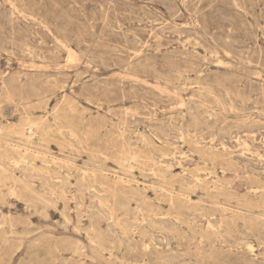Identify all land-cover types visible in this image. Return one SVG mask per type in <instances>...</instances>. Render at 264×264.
<instances>
[{
    "label": "rangeland",
    "instance_id": "1",
    "mask_svg": "<svg viewBox=\"0 0 264 264\" xmlns=\"http://www.w3.org/2000/svg\"><path fill=\"white\" fill-rule=\"evenodd\" d=\"M0 264H264V0H0Z\"/></svg>",
    "mask_w": 264,
    "mask_h": 264
},
{
    "label": "bare ground",
    "instance_id": "2",
    "mask_svg": "<svg viewBox=\"0 0 264 264\" xmlns=\"http://www.w3.org/2000/svg\"><path fill=\"white\" fill-rule=\"evenodd\" d=\"M252 43H253V42H252ZM175 74H176V73H175ZM10 109H11V108H10ZM93 111H94V110H93ZM47 114H48V113H47ZM47 114H46V115H47ZM53 115H54V114H53ZM44 117H45V116H44ZM54 117H56V116H54ZM59 118H60V117H59ZM51 119H52V118H51ZM47 121H48V119H47ZM52 121H54V119H52ZM33 122H34V121H33ZM38 122H39V121H38ZM40 122H42V121H40ZM53 123H54V122H53ZM29 124H30V123H29ZM41 124H42V123H41ZM26 125H27V124H26ZM30 125H31V124H30ZM30 125H29V126H30ZM43 125H44V124H43ZM46 125H47V124H46ZM29 126H28V127H29ZM47 126H48V125H47ZM27 129H28V128H27ZM52 129H53V128H52ZM2 130H3V129H2ZM7 130H8V129H7ZM21 130H22V129H21ZM4 131H5V130H4ZM5 132H6V131H5ZM18 132H19V131H18ZM41 132H42V131H41ZM21 133H22V132H21ZM68 133H70V132H68ZM4 134H5V133H4ZM32 134H33V133H32ZM42 134H43V133H42ZM34 135H35V133H34ZM36 135H37V134H36ZM13 136H14V135H13ZM37 136H38V135H37ZM44 136H45V135H44ZM70 136H71V135H70ZM72 136H73V135H72ZM20 137H21V136H20ZM23 138H24V137H23ZM39 138H40V137H39ZM237 138H238V137H237ZM9 139H10V138H9ZM19 139H20V138H19ZM4 141H7V140H4ZM180 141H181V140H180ZM14 142H15V141H14ZM16 142H17V140H16ZM20 142H21V141H20ZM236 142H237V141H236ZM1 144H2V143H1ZM10 144H11V143H10ZM12 144H13V143H12ZM237 145H238V143H237ZM13 148H14V147H13ZM70 148H71V147H70ZM16 149H17V148H16ZM17 151H18V150H17ZM114 152H115V151H114ZM131 152H132V151H131ZM174 152H175V151H174ZM120 153H121V152H120ZM254 153H255V152H254ZM4 154H5V153H4ZM6 154H7V153H6ZM8 154H9V153H8ZM27 154H28V153H27ZM27 154H26V155H27ZM24 155H25V154H24ZM35 155H36V154H35ZM37 155H38V154H37ZM39 155H40V154H39ZM4 156H5V155H4ZM31 156H32V155H31ZM40 156H42V155H40ZM40 156H39V157H40ZM32 157H33V156H32ZM34 157H36V156H34ZM39 157H38V158H39ZM43 157H44V156H43ZM20 160H21V159H20ZM45 160H47V158H46ZM5 161H6V160H5ZM22 161H23V159H22ZM53 161H54V160H53ZM13 162H14V161H13ZM23 162H24V161H23ZM57 162H58V161H57ZM119 162H120V161H119ZM62 163H63V162H62ZM42 164H44V163H42ZM16 165H18V163H17ZM30 165H31V164H30ZM49 165H50V164H49ZM24 166H25V165H24ZM36 166H37V165H36ZM54 166H55V164H54ZM17 167H18V166H17ZM231 167H232V166H231ZM14 168H15V167H14ZM27 168H29V167H27ZM37 168H38V166H37ZM56 168H57V167H56ZM121 168H122V167H121ZM40 169H41V168H40ZM51 170H52V169H51ZM128 170H129V169H128ZM42 171H43V170H42ZM52 171H54V170H52ZM55 171H56V170H55ZM39 172H40V171H39ZM46 172H48V171H46ZM46 172H45V173H46ZM210 172H211V171H210ZM212 172H213V171H212ZM42 173H43V172H42ZM52 173H53V172H52ZM52 173H51V174H52ZM84 173H85V172H84ZM167 173H168V172H167ZM238 173H239V172H238ZM32 174H33V173H32ZM54 174H56V173H54ZM82 174H83V173H82ZM40 175H41V173H40ZM56 175H57V174H56ZM127 175H129V174H126V176H127ZM82 176H83V175H82ZM165 176H166V175H165ZM41 177H43V176L41 175ZM45 177H46V176H45ZM105 177H106V175H105ZM93 178H94V177H93ZM114 178H115V175H114ZM15 179H17V178H15ZM31 179H32V178H31ZM47 179H48V178H47ZM67 179H69V178L67 177ZM103 179H104V178H103ZM109 179H111V178H109ZM17 180H18V179H17ZM104 180H105V179H104ZM106 180H107V178H106ZM112 180H113V179H112ZM30 181H31V180H30ZM46 181H47V180H46ZM49 181H50V180H49ZM71 181H72V180H71ZM81 181H82V178H81ZM84 181H85V180H84ZM110 181H111V180H110ZM114 181L117 182L116 184H118V182H119L120 180H119V181L114 180ZM13 182H14V181H13ZM59 182H60V181H59ZM103 182H104V181H103ZM127 182H128V181H127ZM196 182H197V180H196ZM14 183H15V182H14ZM28 184H29V183H28ZM107 184H108V183H107ZM130 184H131V183H130ZM60 185H61V184H60ZM60 185H59V186H60ZM217 185H218V184H217ZM26 186H27V185H26ZM26 186H25V188H26ZM28 186H29V185H28ZM51 186H52V185H51ZM126 186H128V185H126ZM35 187H36V186H35ZM45 187H46V186H45ZM98 187H100V186H98ZM114 187H115V186H114ZM63 188H64V186H63ZM105 188H106V187H105ZM129 188H130V187H129ZM137 188H138V187H137ZM93 189H94V188H93ZM115 189H116V188H115ZM130 189H131V188H130ZM123 190H124V189H123ZM71 191H72V190H71ZM94 191H95V190H94ZM107 191H108V190H107ZM109 191H110V189H109ZM128 191H129V190H128ZM131 191H133V190H131ZM168 191L170 192L171 190H168ZM92 192H93V191H92ZM111 192H112V191H111ZM93 193H95V192H93ZM119 193H120V191H119ZM133 193H134V192H133ZM172 193H173V192H172ZM63 194H64V193H63ZM106 194H107V193H106ZM121 194L123 195L124 193H121ZM169 194H170V193H169ZM169 194H168V195H169ZM64 195H65V194H64ZM68 195H69V194H68ZM111 195H112V194H111ZM99 196H100V195H99ZM101 196H102V195H101ZM46 197H47V196H46ZM113 197H114V196H113ZM127 197H128V196H127ZM127 197H126V198H127ZM134 197H135V196H134ZM186 197H187V196H186ZM103 198H104V197H103ZM103 198H102V199H103ZM114 198H115V197H114ZM114 198H113V199H114ZM168 198L170 199V197H168ZM172 198H173V197H172ZM172 198H171V199H172ZM175 198H176V196H175ZM177 198H178V197H177ZM177 198H176V199H177ZM180 198H181V197H180ZM180 198H179V199H180ZM113 199H112V200H113ZM137 199H139V198L137 197ZM169 199H168V200H169ZM115 200H116V199H115ZM173 200H174V199H173ZM99 201H100V200H99ZM113 201H114V200H113ZM168 202H170V201H168ZM175 202H177V201H175ZM107 203H108V201H107ZM118 203H119V202H118ZM108 204H110V203H108ZM120 204H121V203H120ZM106 205H107V204H106ZM112 205H113V204H112ZM52 206H53V205H52ZM99 206H100V205H99ZM176 206H177V205H176ZM110 207H111V206H110ZM129 207H130V206H129ZM173 207H174V206H173ZM3 208H4V207H3ZM105 208H106V207H105ZM119 208H120V207H119ZM122 208H123V207H122ZM171 208H172V207H171ZM10 209H11V208H10ZM101 209H102V208H101ZM125 209H127V208H125ZM102 210H103V209H102ZM104 210H108V209H104ZM260 210H261V209H260ZM137 211H138V210H137ZM41 213H42V212H41ZM114 214H115V213H114ZM116 214H117V213H116ZM155 215H156V214H155ZM108 216H109V215H108ZM115 216H116V215H115ZM136 216H137V215H136ZM136 216H135V217H136ZM125 218H127V217H125ZM234 218H235V217H234ZM123 220L125 221L124 218H123ZM164 220L166 221V219H164ZM164 220H162V221H164ZM157 221H158V220H157ZM160 221H161V219H160ZM165 221H164L163 223H165ZM9 222H10V221H9ZM110 222H111V221H110ZM142 222H145V221H142ZM133 223H134V222H133ZM146 223H147V222H146ZM146 223H145V224H146ZM241 223H242V221H241ZM131 224H132V223H131ZM147 224H148V223H147ZM134 225H135V224H134ZM137 226H138V225H137ZM145 226H146V225H145ZM147 226H148V225H147ZM131 227H132V226H131ZM133 227H134V226H133ZM10 228H11V227H10ZM141 228H142V226H141ZM122 229H123V228H122ZM136 229H137V228H136ZM143 229H144V227H143L142 230H141L142 232H143ZM147 229H148V228H147ZM138 230H139V229H138ZM133 231H134V230H133ZM136 231H137V230H136ZM139 231H140V230H139ZM137 232H138V231H137ZM148 232H149V231H148ZM144 233H145V232H144ZM144 233H143V234H144ZM149 233H150V232H149ZM146 234H147V233H145L144 235H146ZM24 235H25V234H24ZM122 235H123V237L125 236L124 234H122ZM122 235H121V236H122ZM26 236H27V235H26ZM99 236H100V235H99ZM117 237H118V236H117ZM142 237H144V236H142ZM146 237H147V236H146ZM119 238H120V237H119ZM109 240H110V239H109ZM116 240H117V239H116ZM102 243H103V242H102ZM22 246H23V245H22ZM24 247H25V246H24ZM78 253H79V252H78ZM98 253H99V252H98ZM85 256H86V255H85ZM88 256H89V255H88ZM112 257H113V255H112ZM83 258H84V257H83ZM102 258H103V257H102ZM108 259H109V258H108ZM110 259H111V258H110ZM112 259H114V258H112ZM84 263H85V262H84Z\"/></svg>",
    "mask_w": 264,
    "mask_h": 264
}]
</instances>
